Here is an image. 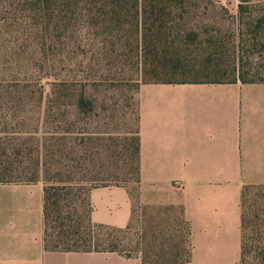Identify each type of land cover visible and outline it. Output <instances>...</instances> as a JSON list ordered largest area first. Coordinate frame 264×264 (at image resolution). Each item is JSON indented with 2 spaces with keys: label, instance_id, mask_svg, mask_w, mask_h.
<instances>
[{
  "label": "rangeland",
  "instance_id": "obj_1",
  "mask_svg": "<svg viewBox=\"0 0 264 264\" xmlns=\"http://www.w3.org/2000/svg\"><path fill=\"white\" fill-rule=\"evenodd\" d=\"M239 4L205 0L183 21H172L175 12L149 17L157 29H198L180 47L189 66L213 60L231 73L239 62L248 78L264 80V45L250 44L256 31L264 40V0H248L242 14ZM142 9L135 0H0V180L104 174L101 184L124 186L133 203L123 247L146 249L148 264H180L191 252L189 224L178 206L146 204L139 182ZM174 81L210 79L187 72Z\"/></svg>",
  "mask_w": 264,
  "mask_h": 264
},
{
  "label": "crops",
  "instance_id": "obj_2",
  "mask_svg": "<svg viewBox=\"0 0 264 264\" xmlns=\"http://www.w3.org/2000/svg\"><path fill=\"white\" fill-rule=\"evenodd\" d=\"M138 137L144 202L181 208L186 264H241L243 190L264 187V82L142 84ZM44 187L0 182V264H143L118 252L48 250ZM89 200L95 224L133 219L124 186L93 188Z\"/></svg>",
  "mask_w": 264,
  "mask_h": 264
},
{
  "label": "trees",
  "instance_id": "obj_3",
  "mask_svg": "<svg viewBox=\"0 0 264 264\" xmlns=\"http://www.w3.org/2000/svg\"><path fill=\"white\" fill-rule=\"evenodd\" d=\"M203 1L205 0H135L137 6L143 7L140 11L143 15V30L141 32L139 22L137 25L142 41L138 42V47L141 49L139 53L141 55L139 73L143 84L264 82V80L248 78L250 74L244 73L239 62L234 64L231 73H229V66L219 61L211 60L208 63H201L193 67L189 66L183 59L180 47L192 36L198 37V29L179 22L166 29H157L151 22L153 18L149 17L150 15L165 14L172 16L175 12V16L171 17L172 21H183L190 13L186 8ZM247 1L240 0L239 14L244 12ZM149 5L152 6L150 11L147 9ZM258 20L260 23L264 22V12L261 16L259 14ZM162 36L164 37L163 39L161 38ZM155 37L158 38V44L154 41ZM259 43L264 45V40L258 31L253 32L250 44L256 46ZM187 72L205 75L209 77L210 81H174V79ZM255 75L258 74H253V77ZM229 77H233V80L225 81ZM137 152L139 157V138ZM5 173L7 175H24L25 171L9 168L5 170ZM103 175L95 174L94 176L90 175L79 179L71 173L66 178L58 180L56 178L58 174H54L52 179L44 182L46 248L52 251L118 252L127 258L140 257L143 260V264H148V251L146 249H138L140 253L135 255L131 249L123 247L125 242L123 235L130 231L132 220L124 228L95 224L91 221L90 213L92 208L89 194L93 188L104 186L101 183L107 181V179ZM31 181L35 180L17 182ZM0 182L15 183L4 180H0ZM81 184H85V186H81ZM248 189L254 190L252 203L249 207L246 205ZM77 201L81 202L79 207L75 204ZM241 209L242 242L240 263L264 264V187H245L242 194ZM190 256L191 252L180 264H186L190 260Z\"/></svg>",
  "mask_w": 264,
  "mask_h": 264
}]
</instances>
